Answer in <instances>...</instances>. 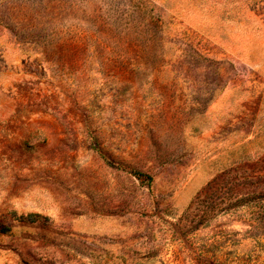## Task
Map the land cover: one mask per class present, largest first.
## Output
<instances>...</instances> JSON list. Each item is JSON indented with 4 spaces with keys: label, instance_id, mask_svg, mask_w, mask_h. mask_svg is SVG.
I'll return each mask as SVG.
<instances>
[{
    "label": "rangeland",
    "instance_id": "obj_1",
    "mask_svg": "<svg viewBox=\"0 0 264 264\" xmlns=\"http://www.w3.org/2000/svg\"><path fill=\"white\" fill-rule=\"evenodd\" d=\"M0 264H264V0H0Z\"/></svg>",
    "mask_w": 264,
    "mask_h": 264
},
{
    "label": "trees",
    "instance_id": "obj_2",
    "mask_svg": "<svg viewBox=\"0 0 264 264\" xmlns=\"http://www.w3.org/2000/svg\"><path fill=\"white\" fill-rule=\"evenodd\" d=\"M139 176H141V175H139Z\"/></svg>",
    "mask_w": 264,
    "mask_h": 264
}]
</instances>
